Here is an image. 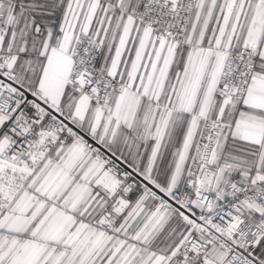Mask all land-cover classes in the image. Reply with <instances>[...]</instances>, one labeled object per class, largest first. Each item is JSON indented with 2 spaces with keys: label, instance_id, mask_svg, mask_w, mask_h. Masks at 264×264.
<instances>
[{
  "label": "snow or ice",
  "instance_id": "1",
  "mask_svg": "<svg viewBox=\"0 0 264 264\" xmlns=\"http://www.w3.org/2000/svg\"><path fill=\"white\" fill-rule=\"evenodd\" d=\"M0 264H264V0H0Z\"/></svg>",
  "mask_w": 264,
  "mask_h": 264
}]
</instances>
